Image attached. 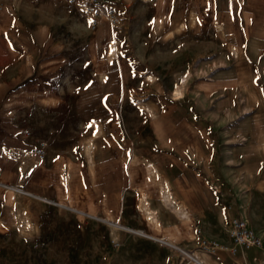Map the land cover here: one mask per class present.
Segmentation results:
<instances>
[{"label":"rangeland","instance_id":"obj_1","mask_svg":"<svg viewBox=\"0 0 264 264\" xmlns=\"http://www.w3.org/2000/svg\"><path fill=\"white\" fill-rule=\"evenodd\" d=\"M133 1L134 13L124 12L114 33L107 20L92 28L69 0H37V8L27 1L10 10L1 20L9 39L0 40V48L10 49L11 71L0 75L11 84L19 76L20 82L0 90L4 113L10 120L22 117L28 135L37 139V92L53 93L69 98L75 118L76 108H85L82 120L68 121L75 133L100 137L105 151H126L125 169L131 143L146 148L159 135L173 151L181 128L187 155L206 161L208 130L225 128L218 106L229 96V81L219 77L236 61L238 38L256 39L264 31V0ZM195 13L199 20H193ZM96 172L94 164L84 173ZM34 183L0 195V264H112L119 247L105 248V240L98 245L100 220L90 217L85 226L70 210L48 209L37 202V174ZM160 189L170 201L165 186Z\"/></svg>","mask_w":264,"mask_h":264},{"label":"crops","instance_id":"obj_2","mask_svg":"<svg viewBox=\"0 0 264 264\" xmlns=\"http://www.w3.org/2000/svg\"><path fill=\"white\" fill-rule=\"evenodd\" d=\"M27 1L37 8V0H0V40L9 39L1 27L3 17ZM136 3L107 0L105 6H113L123 20L124 12L134 13ZM104 20L99 26L105 25ZM193 20H199L196 13ZM115 28L111 27L113 33ZM242 37L234 65L219 77L229 81L225 85L229 96L218 106L225 112V128L208 130L206 161L187 155L186 129L181 128L173 151L168 138L159 135L146 148L131 143L129 156L137 163L130 159L125 169L126 151L114 146L105 151L100 137L91 140L84 131L75 133L68 121L82 120L85 108H76L75 118L69 98L53 93L37 92L34 139L22 117L10 120L8 111L4 113L0 93V195L8 187L22 191L35 187L37 174V202L49 205L48 209L70 210L82 217L85 226L90 217L100 220L98 245L105 240V248L119 247L112 264H264V31L256 39ZM10 54L9 48H0V74L11 71ZM123 67L129 71L127 64ZM117 70L123 71L121 66ZM19 82V76L11 84L7 75H0V90ZM41 146L44 158L39 160L33 153ZM202 147L197 146L200 153ZM94 164L97 175L86 176L84 172ZM147 168L155 170H149V177ZM161 184L170 201L162 198ZM147 210L155 214L152 219ZM237 219L246 220L261 238L260 249L233 245L228 231ZM211 242L220 247L209 251Z\"/></svg>","mask_w":264,"mask_h":264},{"label":"built area","instance_id":"obj_3","mask_svg":"<svg viewBox=\"0 0 264 264\" xmlns=\"http://www.w3.org/2000/svg\"><path fill=\"white\" fill-rule=\"evenodd\" d=\"M107 0H69V4L79 8L84 15L89 19L92 28H96L101 23V20L106 19L112 28L117 27L120 23L119 17L116 15L113 8H107ZM39 160L44 158L43 146L35 150L33 153ZM228 235L235 247L244 250L260 249L262 247L261 238L251 229L246 220L237 219L231 224ZM220 245L216 242H211L207 249L213 251L219 248ZM235 252V249L232 250Z\"/></svg>","mask_w":264,"mask_h":264},{"label":"bare ground","instance_id":"obj_4","mask_svg":"<svg viewBox=\"0 0 264 264\" xmlns=\"http://www.w3.org/2000/svg\"><path fill=\"white\" fill-rule=\"evenodd\" d=\"M167 195H168V194H167ZM168 199H169L168 196H165V200L168 201ZM146 212H147V214H151V215H150V218H151V219H152L153 216H155V214L151 213V212L148 211V210H147Z\"/></svg>","mask_w":264,"mask_h":264}]
</instances>
